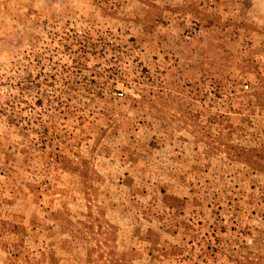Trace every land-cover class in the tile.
<instances>
[{
	"label": "rangeland",
	"instance_id": "1",
	"mask_svg": "<svg viewBox=\"0 0 264 264\" xmlns=\"http://www.w3.org/2000/svg\"><path fill=\"white\" fill-rule=\"evenodd\" d=\"M0 264H264V0H0Z\"/></svg>",
	"mask_w": 264,
	"mask_h": 264
}]
</instances>
